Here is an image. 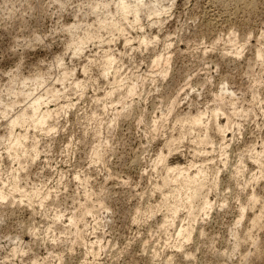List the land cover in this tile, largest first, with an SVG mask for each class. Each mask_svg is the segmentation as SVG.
Here are the masks:
<instances>
[{
    "label": "rangeland",
    "instance_id": "374dc122",
    "mask_svg": "<svg viewBox=\"0 0 264 264\" xmlns=\"http://www.w3.org/2000/svg\"><path fill=\"white\" fill-rule=\"evenodd\" d=\"M137 1L0 0V264H264V0ZM27 93L52 120L10 152Z\"/></svg>",
    "mask_w": 264,
    "mask_h": 264
},
{
    "label": "bare ground",
    "instance_id": "6f19581e",
    "mask_svg": "<svg viewBox=\"0 0 264 264\" xmlns=\"http://www.w3.org/2000/svg\"><path fill=\"white\" fill-rule=\"evenodd\" d=\"M123 1V0H122ZM138 1H141V0H138ZM137 1V2H138ZM121 2V1H120ZM136 2V3H137ZM142 2V1H141ZM140 3V2H139ZM120 5H117V4H115V5H117L118 6V9H119V12L121 13L120 14V17L121 16H123V19L125 18V17H129L128 16V14L129 13H133V16L135 17V19H137V21H134V18H133V23H137V22H139L138 21V18H137V16H138V13L140 12L139 10H138V8L139 7H136L135 5H130L131 7H133L134 6V9L132 8V10L129 8V6L128 5H125V4H123V3H119ZM253 4V3H252ZM138 5H141V4H138ZM128 6V7H127ZM143 6V5H142ZM144 7V6H143ZM249 7V6H248ZM118 9H117V11H118ZM161 12H162V10H160ZM156 12V11H155ZM160 12V13H161ZM115 13H116V11H115ZM151 13H154V12H151ZM150 13V14H151ZM117 14H115V16H116ZM151 15H156V13H154V14H151ZM132 16V17H133ZM131 17V18H132ZM140 17V16H139ZM122 21H123V19H122V17L120 18ZM126 19H128V18H126ZM112 20H114V18H112ZM120 21V20H119ZM124 21H126V20H124ZM124 21H123V23H124ZM128 21V20H127ZM111 23V22H110ZM118 23V21L116 22H114V24L112 23L111 25L109 24V22L107 23V27H108V24H109V26L111 27V30L113 29V31L115 30L116 32H118L117 30V27H119V25L121 24H119V25H115V24H117ZM125 23H130V22H125ZM103 24V23H102ZM126 24V25H127ZM131 24V23H130ZM138 24V23H137ZM105 25H106V23L104 24V27H105ZM103 26V25H102ZM125 26V25H124ZM131 26H133V27H135L134 26V24L133 25H131ZM137 26V25H136ZM107 27H105V28H107ZM110 27H108L107 29L109 30V28ZM121 27V29L123 28L122 27V25L120 26ZM103 28V27H102ZM131 28V27H130ZM121 32H122V30H121ZM123 32H124V30H123ZM122 32V33H123ZM112 33V32H111ZM119 33H120V29H119ZM118 33V34H119ZM122 33H120V34H122ZM235 37V36H234ZM228 40L230 39V38H227ZM236 39V38H235ZM144 40V39H143ZM228 40L226 41L227 43H226V45L228 44ZM146 41V40H145ZM215 41V40H214ZM220 41V40H219ZM230 41V40H229ZM236 41V40H235ZM142 42H144V41H142ZM147 42V41H146ZM233 40H231L230 42H229V44L231 43V45L232 44H234V43H236V42H233ZM145 43H143V45H144ZM223 44V43H222ZM77 44H75V46H76ZM78 46H79V44H78ZM78 46H76V47H78ZM256 52V58H258V59H262V57H263V55H264V53H263V51H262V49L260 50V49H258L257 51H255ZM161 59V58H160ZM167 59V58H166ZM108 60H111V59H108ZM168 61H169V59H167ZM166 60V61H167ZM160 60H158V62H159ZM164 61V60H163ZM36 79V78H35ZM36 80H39V81H41L40 79H36ZM34 81V80H33ZM40 83V82H39ZM38 83V84H39ZM41 84H44V83H42V81H41ZM46 84V83H45ZM41 87L43 86V85H40ZM35 87V86H34ZM37 88H38V86H36ZM36 87H35V89H36ZM45 87V86H44ZM34 89V90H35ZM42 89V88H41ZM44 89V88H43ZM45 90H47V88L45 89ZM45 90H43V93H45ZM49 91V90H48ZM48 91L46 92V94H49L48 93ZM51 91V90H50ZM42 92V91H41ZM129 94H132L133 92H134V87H132L129 91ZM127 92V93H128ZM20 93V92H19ZM50 93H52V92H50ZM21 94V93H20ZM28 94V93H27ZM26 94V95H27ZM34 94V93H33ZM33 94H31V95H23L22 97V100L24 99V98H26L27 100H26V102H27V104L18 112V113H15V115L14 116H12V118L9 120V126H10V137H13V140H12V148H11V150H10V152L11 151H16L17 149H21L22 150V148H23V145L25 144L24 142H25V140L27 139L26 138V135L24 134H17V135H14L13 134V130L16 128V127H20V126H22V125H24L26 122H28V121H30V120H32L30 123H31V125H32V127L33 128H43L46 124H47V122L49 121V119L50 120H52L51 119V117L53 116L52 115V112L51 111H48V110H46V111H41V109H42V106H43V98L40 96V94L38 95V94H35L36 96H34ZM46 94H44V95H46ZM55 94V93H54ZM53 94V98H55V95ZM17 95V94H16ZM33 95V96H32ZM38 95V96H37ZM24 96H26V97H24ZM47 97V96H46ZM51 97V98H52ZM126 97H129L128 95L126 96ZM23 102V101H22ZM25 102V101H24ZM219 110L220 109H214L213 111H212V116L216 119V118H218V116H219ZM13 115V114H12ZM50 122V121H49ZM177 122H179L181 125H183L184 123H188L189 125H188V127H189V129H194V128H199L200 127V125H201V122H202V119H201V116L200 115H196V116H193V117H191V118H189V119H179ZM8 125V124H7ZM51 127V126H50ZM215 130L218 132V133H223V131H224V129H225V127H222V126H220L218 123H217V121H215ZM49 132V131H48ZM177 141H180V137L179 138H177ZM170 143H171V141L169 142V145L167 146V148L169 149V146H170ZM98 148L100 147L101 148V146H100V144L97 146ZM96 147V148H97ZM95 149V148H94ZM99 150V149H98ZM170 150V149H169ZM100 151H102V150H100ZM100 154V152L98 153L97 152V150L95 151V154H94V158H97L96 159V161L101 157V154ZM12 155H14V157H16L17 155H16V153H13ZM95 160V159H94ZM100 160H102V158L100 159ZM159 160H160V162H163L164 161V158L162 157V156H160L159 157ZM98 162V161H97ZM193 166V165H192ZM191 167V166H190ZM189 168V167H188ZM192 168V167H191ZM190 169V168H189ZM264 177V176H263ZM205 173L204 172H201V171H198V170H196V171H194L193 173H190V170H188L187 168H185V166L184 167H168L167 169H166V175H165V178L162 180V187H161V189L163 188V187H170V185H175V186H178V188H180V190H172L173 191V194H172V199L173 200H169V201H175L174 203H172V204H169V209H170V211H169V213L173 216V215H175V214H177L178 213V208L180 207V206H182L181 204H183L184 203V205H186V206H188L189 207V209H190V211H191V209H192V203H193V200H195V199H197L198 198V194H199V192L201 191V189L203 188V185H204V181H205ZM160 189V188H159ZM170 193V192H169ZM168 193V194H169ZM182 193H184L185 195H186V197H185V199L184 200H181V195H182ZM170 195V194H169ZM162 196H164V194L162 195ZM165 197V196H164ZM1 199L3 200V199H5V196H1ZM169 199H170V197H169ZM89 200V199H88ZM164 200V199H163ZM168 199H166V200H164L163 202H168L167 201ZM187 200H188V202H187ZM179 203H181L180 204V206H179ZM206 204L204 203L203 204V206H205ZM208 205V204H207ZM193 210V209H192ZM91 213V211L90 210H88L87 208L85 209V211H84V213L82 214V218L85 216V214H90ZM191 214V213H190ZM189 214V216L192 218V216ZM75 219H77L76 217L73 219L72 218V220L70 221L74 226H75V228H77V223L80 221L79 219H77V220H75ZM77 230V229H76ZM190 232H191V225L190 226H188V227H186V228H183V229H181L179 232H178V236L179 237H182L183 239H185V240H187L188 239V236H189V234H190ZM78 235L80 234V232H78V230H77V232H76ZM77 235V236H78ZM80 237V236H79ZM82 239V238H81ZM181 242V241H180ZM185 242V241H184ZM182 245V244H181Z\"/></svg>",
    "mask_w": 264,
    "mask_h": 264
}]
</instances>
